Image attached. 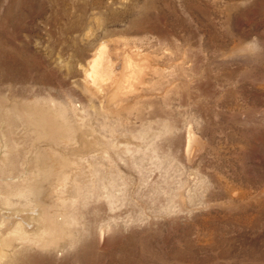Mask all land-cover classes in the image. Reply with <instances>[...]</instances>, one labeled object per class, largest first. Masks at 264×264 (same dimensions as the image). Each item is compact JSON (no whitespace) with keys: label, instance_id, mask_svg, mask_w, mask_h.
Returning <instances> with one entry per match:
<instances>
[{"label":"rangeland","instance_id":"374dc122","mask_svg":"<svg viewBox=\"0 0 264 264\" xmlns=\"http://www.w3.org/2000/svg\"><path fill=\"white\" fill-rule=\"evenodd\" d=\"M102 49L144 69L106 105L83 85ZM27 103L76 107L77 131L38 142L45 243L0 264H264V0H0V108ZM16 123L0 162L11 148L23 180L36 143Z\"/></svg>","mask_w":264,"mask_h":264},{"label":"bare ground","instance_id":"6f19581e","mask_svg":"<svg viewBox=\"0 0 264 264\" xmlns=\"http://www.w3.org/2000/svg\"><path fill=\"white\" fill-rule=\"evenodd\" d=\"M98 1L100 3L103 2V0H98ZM112 1L115 2L116 0H112ZM103 47L105 46L102 45V48ZM100 50L97 52V54L93 55V60L90 64V67L88 68L89 70L86 71L85 73V77H84L85 79L83 81V85H84L85 91L88 93V95L91 98H93L94 96L98 94L102 104L106 105L107 101L109 100L112 94H114V96L115 95L117 96L119 93H124L127 90L133 89L134 83L138 82L139 80L142 83L143 79L141 78V76H142V72L144 71V69H142L140 64L137 63L138 61L137 62L135 61L136 59H134V57L129 58L128 56H126V58L119 60L117 63L114 61L111 62L108 55L106 54V51L102 49L103 51L102 52ZM82 68L85 69V67H82ZM84 96H86V94ZM58 105H55L52 107L48 106L49 108H43V107H38L36 104L27 103V105L23 106V108L21 109L20 107L19 108L17 107L0 108L4 110L3 116L0 118L1 119L0 120V133L3 132L5 137H7L10 134L9 132L13 131L12 127H14V123L18 121L20 122L19 125L18 123H16L17 125L15 126H17L18 128L21 127L22 128L21 132L24 133V136L22 134H21L22 136L20 134L19 135L25 141L28 140L29 136H32L33 140L35 141L34 143H36L35 145L32 146V152L33 154H35L36 158L34 160L32 159L33 162H26L25 166L28 165L29 174L28 176L25 175L23 180H15L12 178V176L19 174L21 171L25 169L23 168V166L22 168L20 167L21 168L20 170H17V168H15L14 163L16 161L14 160L16 158H14L13 153L10 152L11 148L7 150L6 154L3 156V159L0 162V205L3 206V209L4 208L9 209L11 207H15L18 204H23V203L26 205H31L33 203L34 205H37L34 199V196L37 195L36 193L41 184V178L43 176L48 175L47 173H49V167L51 166L49 164L52 162L50 158L49 159L50 163H49L47 161L48 158L46 159V157L48 156V154L55 153L53 148H51L52 146L48 149L42 148V146L38 145V142H40L43 138L44 139L52 138L57 141L56 139L57 137L59 139L58 140L59 142L68 144L71 140L74 139L75 133L77 131V127L76 125H73L71 121H69L70 119L69 111L77 112L78 110L76 107H73V106L70 107V110H69L67 106L64 107L63 105L62 106L61 105L58 106ZM103 108L106 109L105 106H103ZM190 128L189 130H187V152L188 151L194 152L193 150L197 143H196L195 135L191 130L192 128L191 129ZM18 130H20V128ZM17 132L18 131H16L15 135H18ZM13 136L9 138L12 139L14 138ZM8 140H6V142ZM29 140H31V138H29ZM16 141L18 142V140ZM26 142L30 143L31 141H26ZM9 143L7 142L6 144L8 148L10 145ZM24 145L27 146V143ZM17 146H19V144ZM20 147H21V144H20ZM28 147H30V145ZM24 149L26 150V148ZM127 149L131 150L133 148L127 146ZM52 168H53V165H52ZM38 208H39V204L37 205V209L35 210L32 209L33 211L28 212L26 216L24 217L17 216V218H14V219L12 218V220L10 218L0 217V263L3 262L4 259L7 258L8 256L7 246L10 243L9 241H18L19 243L23 242V243H28L33 246H40L44 242V240H46L45 235L48 231H50L52 226L50 225L51 223H50V219L48 218V216L42 217V215L40 214V210ZM23 209L21 208V210ZM3 215L5 216V214ZM46 225L49 229H47Z\"/></svg>","mask_w":264,"mask_h":264}]
</instances>
